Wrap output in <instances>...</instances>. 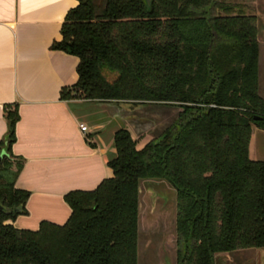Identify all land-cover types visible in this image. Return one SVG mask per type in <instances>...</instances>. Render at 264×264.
<instances>
[{
    "label": "trees",
    "instance_id": "1",
    "mask_svg": "<svg viewBox=\"0 0 264 264\" xmlns=\"http://www.w3.org/2000/svg\"><path fill=\"white\" fill-rule=\"evenodd\" d=\"M76 2L50 47L78 59L77 82L61 99L180 111L142 148L141 136L116 131L112 176L64 196V225L42 222L28 231L7 224L26 214L29 196L15 188L23 167L11 153L19 116L7 107L0 264H138L142 182L175 192L177 264H216L217 255L264 249V161L248 155L252 127L264 129L256 17L221 0Z\"/></svg>",
    "mask_w": 264,
    "mask_h": 264
},
{
    "label": "crops",
    "instance_id": "2",
    "mask_svg": "<svg viewBox=\"0 0 264 264\" xmlns=\"http://www.w3.org/2000/svg\"><path fill=\"white\" fill-rule=\"evenodd\" d=\"M76 5V0H0V143L7 134L5 110L16 106L19 119L11 153L23 160V167L15 188L29 193L26 214L7 222L16 229L36 231L42 222L64 225L70 216L64 196L92 191L112 176L107 160L115 154L117 129L106 134L99 118L110 115L107 110L111 106L62 100V90L69 91L77 82L78 59L50 49L61 39L66 13ZM263 57L259 51V95ZM68 104L77 107L71 110ZM80 125L86 126L87 132H80ZM254 129L264 133L252 127L248 155L253 161H264V151L258 153L252 145ZM176 248L175 243L171 264H177ZM251 256L256 264H264V249L253 255H217L216 264H234L235 259L245 261ZM155 264L166 263L158 260Z\"/></svg>",
    "mask_w": 264,
    "mask_h": 264
},
{
    "label": "rangeland",
    "instance_id": "3",
    "mask_svg": "<svg viewBox=\"0 0 264 264\" xmlns=\"http://www.w3.org/2000/svg\"><path fill=\"white\" fill-rule=\"evenodd\" d=\"M226 3L244 4L248 14L256 17L258 23V39L260 56H264V0H221ZM264 58V57H263ZM263 60V59H262ZM261 96L264 101V70L261 74ZM111 106L108 114L100 115V124L105 133L111 129H129L135 138L140 140L142 147L151 137H155L172 124L180 111L178 108L163 105H129L106 104ZM108 108V107H106ZM260 130V129H259ZM264 131V129H261ZM254 129L252 145L254 151H264V133H257ZM139 138V139H140ZM259 150V151H258ZM175 192L165 183L140 184L139 223H138V264H155L158 260L171 264L175 254ZM177 250V248H176ZM257 250L239 251L236 254L253 255ZM164 255V256H163ZM168 256V258H167ZM235 259V257H233ZM240 259V258H239ZM241 260V261H240ZM234 260V264H256L254 257H247L245 261Z\"/></svg>",
    "mask_w": 264,
    "mask_h": 264
},
{
    "label": "water",
    "instance_id": "4",
    "mask_svg": "<svg viewBox=\"0 0 264 264\" xmlns=\"http://www.w3.org/2000/svg\"><path fill=\"white\" fill-rule=\"evenodd\" d=\"M262 118L261 117H259V116H255L254 117V120H261ZM4 155V151H2L1 152V154H0V162H1V160H2V156ZM139 194H140V188H139ZM0 210H2V208L0 207Z\"/></svg>",
    "mask_w": 264,
    "mask_h": 264
},
{
    "label": "built area",
    "instance_id": "5",
    "mask_svg": "<svg viewBox=\"0 0 264 264\" xmlns=\"http://www.w3.org/2000/svg\"><path fill=\"white\" fill-rule=\"evenodd\" d=\"M80 132H82V133L87 132V127L84 125H80Z\"/></svg>",
    "mask_w": 264,
    "mask_h": 264
}]
</instances>
